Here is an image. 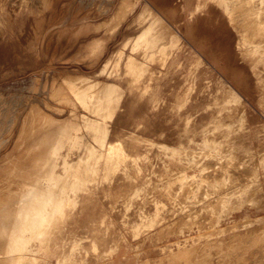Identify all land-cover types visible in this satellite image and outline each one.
I'll return each mask as SVG.
<instances>
[{"label":"rangeland","instance_id":"374dc122","mask_svg":"<svg viewBox=\"0 0 264 264\" xmlns=\"http://www.w3.org/2000/svg\"><path fill=\"white\" fill-rule=\"evenodd\" d=\"M197 3L198 0H0V147L12 145L7 124L14 118L11 114L16 104L24 108L38 99L43 89L49 91L52 84H62L66 76L104 81L105 76L98 75L107 65L108 72L118 74L107 81L121 89L133 87V98L147 102L146 117L137 111L132 118L134 124L147 123L148 133L142 137L169 147L167 151L149 148L136 152L137 156L147 155L148 161L142 167L143 174L133 171L135 180L130 192L136 196L130 212L125 213L122 208L128 192L125 182L119 180L114 189L121 205L119 211L110 215L107 210H95L92 198L79 215L75 213L58 231L49 254L37 252L39 245L33 246L38 264H190L176 254L193 243L191 263L196 260L193 263L224 264L217 254L208 261L198 257L214 254L207 233L219 228L227 229L226 241L230 245L250 248L252 264H264V80H259L261 71L251 70L250 57L239 61V50L232 40L227 39L222 51L212 55L213 50L204 42L207 39L201 38L202 44H195V38L186 34L193 21L190 12ZM145 5L162 15L181 36L182 49L174 50L167 59L156 55L148 61L142 52H131L132 41L151 21V17L142 16ZM212 17L215 19V14ZM197 19L202 25L207 22ZM97 50L101 55L94 60L90 54ZM129 56L147 68L137 82H131L125 74ZM198 59L203 60L204 66L197 65ZM222 81L232 86L243 99L246 111H250L251 133L243 131L234 136L249 151L241 154L232 169L235 171L242 164V184L249 188L223 212L210 210L205 216L210 225L199 227L193 223L190 210L205 198L222 197L230 191L238 194L239 187L226 172L213 174V160L205 162L209 168L203 174L197 164L191 165V158L183 154L177 157L170 149L201 150L204 136L197 131L199 124L206 125L218 116L226 124L241 114L235 103L230 106V113L221 111L229 100ZM190 86H194L190 104L177 109L175 106ZM142 90H146L144 95ZM154 100L158 101L157 110L152 109ZM130 131L134 133L135 128ZM216 138L220 140L221 136ZM134 144L138 149L148 147L138 141ZM182 172L195 176V188L183 196ZM250 198L253 204L247 201ZM80 239L84 240L72 250V243ZM91 239H95L96 253Z\"/></svg>","mask_w":264,"mask_h":264},{"label":"bare ground","instance_id":"6f19581e","mask_svg":"<svg viewBox=\"0 0 264 264\" xmlns=\"http://www.w3.org/2000/svg\"><path fill=\"white\" fill-rule=\"evenodd\" d=\"M198 1L190 12L193 21L187 26L186 34L195 38V44H202V40L207 39L204 42L213 50L212 55L222 51L227 39L232 40L239 50V61L245 62L250 57L253 61L251 70L253 73L261 71L259 80H264V0ZM68 12L71 15L72 9ZM142 16L151 17V21L132 41L131 52H142L146 60L152 61L156 55L167 59L174 50L182 49L179 32L162 15L155 14L149 5H145ZM198 17L207 22L204 25L197 23ZM99 51H92L90 57L97 60L101 55ZM215 57L214 60H217ZM197 65L204 66L203 60L198 59ZM107 67L98 75L105 76L104 81L80 75L66 76L62 84H52L49 91L43 89L39 98L28 102L24 108H20L19 104L12 108L11 117L14 118L8 121L7 126L12 134L10 141L13 142L10 148L0 147V264H38L33 246L39 245L37 252L49 254L58 231L63 230L75 213L79 215L92 198H95V210H107L110 215L117 213L121 205L114 189L119 180L125 182L123 185L128 192L123 198L122 208L125 213L130 212L136 196V193L130 192L135 180L133 171L135 169L143 174L142 167L148 161L147 155L137 156L136 152L149 148L169 150L162 143L142 137L148 133L147 123L134 124L132 118L137 111L146 117L147 102L133 98L136 90L133 87L121 89L107 81L118 76L108 72ZM124 67L131 82L139 81L147 69L131 56ZM236 78L237 75L232 76L233 80ZM221 86L229 97L221 111L230 113V106L235 103L240 106L241 114L226 124H222L219 116L206 125L199 124L197 131L204 136V148L201 150L170 149L177 157L183 154L191 158V165L197 164L203 174L209 168L205 162L213 160V174L226 172L229 179L236 181L235 187H239L238 194L230 191L222 197L205 198L190 210L189 214L195 219L193 223L199 227L210 225L205 218L210 210L220 209L223 212L249 188L242 184V164L237 165L235 171L232 169L241 160V154L249 151L234 136L243 131L251 133L250 111H246L243 99L231 85L222 81ZM193 90L194 86L185 89L175 106L177 109H184L190 104ZM145 92L142 90L141 94ZM151 104L152 109L157 110L158 101L154 100ZM261 125L264 129V123ZM132 127L135 128L134 133L129 132ZM0 128H3L2 123ZM216 136H221V139L217 140ZM136 141L146 143L148 147L138 149L134 144ZM262 145L257 143L263 150L264 140ZM226 146L228 150L224 151ZM194 177L182 172L181 196L193 191ZM228 180H225L226 183ZM247 201L254 203L252 198ZM219 223L220 220L216 224ZM110 225L114 226L112 220ZM226 232V228L208 232L207 238L212 241L210 248L214 254L198 257L208 261L217 254L224 264H252L250 248L240 244L230 245L226 241ZM83 240H75L72 250ZM94 240L90 241L96 253ZM187 246L176 256L195 264L196 260L190 262L195 244Z\"/></svg>","mask_w":264,"mask_h":264}]
</instances>
